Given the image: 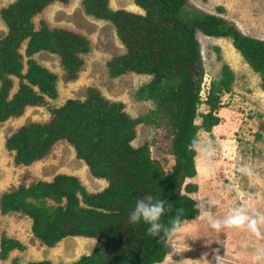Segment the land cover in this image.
I'll list each match as a JSON object with an SVG mask.
<instances>
[{
	"label": "trees",
	"instance_id": "trees-1",
	"mask_svg": "<svg viewBox=\"0 0 264 264\" xmlns=\"http://www.w3.org/2000/svg\"><path fill=\"white\" fill-rule=\"evenodd\" d=\"M70 0H14L0 10L6 34L0 38V123L20 117L26 108L47 107L49 118L16 129L4 142L13 153L15 166H30L45 159L61 141L74 151L95 179L106 186L90 193L71 175L58 174L50 181L20 183L0 196V214L16 213L31 221L30 232L42 245L53 248L66 237L93 239L87 254L69 264H157L166 255V240L146 234L148 225L129 223L136 201L146 194L173 205L161 221L183 208V221L198 217L197 202L188 194L197 191L186 179L196 175L195 146L198 133H210L219 124L221 98L232 91L234 74L222 64L217 78L209 82L201 99L204 74L196 33L210 38H229L232 47L259 76L264 92V41L243 35L237 27L217 14L184 10L186 0H133L142 14L113 10L109 0H81L85 15L110 23L124 52L106 61L108 78L126 73L150 76L134 97L149 101L153 108L131 117L124 103L106 99L90 87L84 99H67L59 107L47 100L57 98V76L33 56L40 52L55 55L65 80L72 82L91 50L88 38L62 27H50L34 18L47 7ZM222 12L221 7H217ZM24 45L23 53L21 46ZM12 77L18 81L11 94ZM200 104L208 110L199 113ZM199 116L200 122L195 123ZM139 125L164 129L170 140L174 163L169 172L153 159L155 140L134 147ZM197 143L193 144V141ZM182 190L184 193H181ZM167 207V205H166ZM162 235V234H161ZM0 259L24 245L14 238H0ZM11 264H18L13 259ZM24 264H52L48 260Z\"/></svg>",
	"mask_w": 264,
	"mask_h": 264
},
{
	"label": "rangeland",
	"instance_id": "rangeland-1",
	"mask_svg": "<svg viewBox=\"0 0 264 264\" xmlns=\"http://www.w3.org/2000/svg\"><path fill=\"white\" fill-rule=\"evenodd\" d=\"M13 1L0 0V10ZM109 7L143 13L133 0H109ZM217 7L223 11L219 13ZM184 10L217 14L243 35L264 41V0H186ZM40 20L50 27H62L81 34L91 44L90 52L83 56L84 65L78 77L72 82L65 80L55 55L40 52L33 56L41 66L57 76V98L47 100L49 107H59L67 99L82 100L88 88L95 87L106 99L124 103V110L131 117L143 115L153 108L151 102L138 101L134 97L139 86L147 83L150 76L126 73L118 78H108L106 61L122 54L124 48L110 23L84 14L81 0L53 4L34 18L35 25ZM6 31L0 19V38ZM196 39L200 68L204 74L201 99H205L209 82L217 78L222 64L231 68L235 79L231 93L221 98L223 107L217 112L219 124L210 133H198V143L194 148L196 175L184 182L197 186V191L188 195L203 207L199 208L197 218L186 220L174 240H166L165 258L157 264H172L168 258V254L173 253L172 247L181 252L172 254L175 264L182 259L198 260L205 254L211 264H216L214 255L222 258V264H253L255 254H264V223L258 224L259 236L250 232L247 224L242 228H222L217 232L211 228L209 217H202V211L209 212L212 220L221 221L236 208H242L250 218L258 219L264 215V92L259 88V76L232 47L229 38H210L197 32ZM23 48L22 44L21 53ZM11 79L13 87L10 93L13 94L18 81L14 77ZM207 110L205 104L199 105V113ZM48 118L47 107H29L20 117L0 123V196L15 190L22 182L29 185L38 180L50 181L58 174L76 177L90 193L99 192L106 186L104 180L91 176L87 166L75 158L73 149L64 141L58 142L42 161L30 166L13 164V153L5 149V140L20 126L43 123ZM199 122L197 116L195 123ZM163 133V128L154 130L139 125L132 145L136 147L154 138L156 144L150 148L152 158L162 164L165 172H169L174 159L168 152L170 140ZM202 149L211 155H201ZM241 167L250 168L252 175L239 171ZM30 226V219L21 214H0V238L2 235L14 238L25 247L22 251L10 252L5 260L0 259V264H11L13 259L18 264L43 260L52 264H69L89 253L94 245L93 239L66 237L55 247L47 248L32 236ZM186 245L189 250L184 251ZM257 264H264V259Z\"/></svg>",
	"mask_w": 264,
	"mask_h": 264
},
{
	"label": "clouds",
	"instance_id": "clouds-1",
	"mask_svg": "<svg viewBox=\"0 0 264 264\" xmlns=\"http://www.w3.org/2000/svg\"><path fill=\"white\" fill-rule=\"evenodd\" d=\"M210 142L211 141L209 140V143ZM195 143L197 142L194 140L193 144ZM200 154L211 155V153H207L206 149H202ZM239 171L249 176L252 175L251 169L247 167H241ZM196 207L202 208L203 206L197 204ZM172 209H173V205L170 202L165 201L163 199L154 198L151 194H146L142 198L136 201L134 208L129 213V223L138 224L143 222L146 225H148L146 229L147 235L153 237L161 236V239L171 241L174 240L179 235V233L182 231V225L186 223V221H183L181 219V214L184 212L183 208L176 209L177 215L169 219L167 224L162 222L161 217L165 215L166 211L170 212ZM202 217H209V223L211 228L217 232H219L222 228L238 229L244 227L245 224H247L248 230L257 236L260 235L258 224L264 223V215H260L258 219L250 218L248 215L244 213V210L242 208L233 209L231 211V214L228 215L222 221L212 220L211 214L207 211H202ZM76 238H81V237H76ZM82 239H87V238H82ZM185 248L186 250L184 251L189 250L187 245L185 246ZM172 249H173L172 254L181 253L179 251H176L173 247ZM13 251H18V250H13ZM172 254H168V258L169 260L172 261V264H175V262L172 260ZM214 259L216 261V264H222V258L219 255H214ZM261 259H264V254H259V253L255 254V259L253 264H257V262L260 261ZM179 264H211V262L207 260V254H205L198 260L182 259L179 262Z\"/></svg>",
	"mask_w": 264,
	"mask_h": 264
}]
</instances>
